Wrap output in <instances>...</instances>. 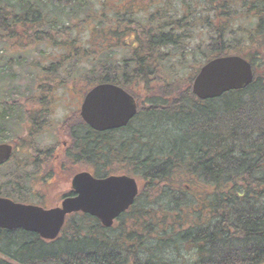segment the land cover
<instances>
[{
    "label": "trees",
    "instance_id": "obj_1",
    "mask_svg": "<svg viewBox=\"0 0 264 264\" xmlns=\"http://www.w3.org/2000/svg\"><path fill=\"white\" fill-rule=\"evenodd\" d=\"M229 56L254 82L198 99ZM106 83L137 101L127 127L50 123L58 91ZM62 125L74 164L139 181L134 206L111 228L70 216L53 242L0 229V264H264V0H0V144Z\"/></svg>",
    "mask_w": 264,
    "mask_h": 264
},
{
    "label": "water",
    "instance_id": "obj_2",
    "mask_svg": "<svg viewBox=\"0 0 264 264\" xmlns=\"http://www.w3.org/2000/svg\"><path fill=\"white\" fill-rule=\"evenodd\" d=\"M251 64L239 56L221 57L203 66L193 82L192 92L201 100L221 98L224 93L243 90L254 81ZM81 118L95 132L127 127L138 114L135 98L122 87L99 84L84 97ZM13 154L10 145H0V165ZM75 197L66 198L62 207L45 210L16 204L0 198V229L25 230L43 240L54 241L61 233L67 215L81 212L96 217L111 228L114 221L134 206L140 190L138 181L126 175L95 178L90 172L72 179Z\"/></svg>",
    "mask_w": 264,
    "mask_h": 264
},
{
    "label": "rangeland",
    "instance_id": "obj_3",
    "mask_svg": "<svg viewBox=\"0 0 264 264\" xmlns=\"http://www.w3.org/2000/svg\"><path fill=\"white\" fill-rule=\"evenodd\" d=\"M13 68L15 73H18L20 70L17 65H14ZM24 83V80L21 81L22 85ZM75 89L76 90L72 93L70 98L66 96L62 90L58 91V97L55 99L56 107L50 121L51 124L54 125L57 122H62L63 119L68 120L73 118L75 114H80L79 111L84 95L82 96L77 86ZM63 127L64 125L50 126L39 135H33L34 138L28 135L29 128L22 129L21 135L18 136L19 138L14 144H11L10 141H6V143L14 146L13 148L16 150V153L13 160L14 162L8 167L0 170V196L4 197L8 194L12 196L13 199L17 200L18 197L13 194L12 188H4V181L6 182L10 179L12 183L16 180L21 184L24 190L21 194L26 195L27 197L25 198L34 199L33 204L37 205V197L40 194L43 196V202L42 204L38 203V205L54 208L60 205L65 194L71 192L72 179L76 174L87 171L92 172L90 167H85L81 163L74 164L73 161L70 160L69 162L65 157L64 147H62V145L64 142H68L72 145V140L64 131ZM28 144L33 146L31 149L42 153L39 159V166L37 165L38 169L34 168L36 164L35 160L31 157L30 149L25 147ZM46 151L55 152L51 153V155H47L44 153ZM14 168H17V170ZM10 174H15L16 176L13 177L12 175L10 177ZM6 176H9L7 180Z\"/></svg>",
    "mask_w": 264,
    "mask_h": 264
},
{
    "label": "flooded vegetation",
    "instance_id": "obj_4",
    "mask_svg": "<svg viewBox=\"0 0 264 264\" xmlns=\"http://www.w3.org/2000/svg\"><path fill=\"white\" fill-rule=\"evenodd\" d=\"M47 129V128H46ZM42 132H44V130L42 131ZM6 143V142H5ZM4 143V144H5ZM62 147H64V155H65V157L68 159V161L70 162V160H69V158H68V156H67V153H68V150H70V148H71V145H70V143H68V142H64L63 143V145H62ZM33 151V152H32ZM56 151V150H55ZM55 151H46V152H44L45 154H47V155H51V153H53V152H55ZM30 152H31V157H32V159L33 160H35V167L34 168H37L38 169V166H39V162H40V156H42L41 154L42 153H39L38 151L37 152H35L34 151V149H32V150H30ZM47 152H49V153H47ZM37 153V154H36ZM43 153V154H44ZM14 158V157H13ZM13 158L12 159H10L9 161H7L5 164H3V165H0V170L1 169H4V168H6V167H8L9 165H11L14 161H13ZM54 158V157H53ZM73 164V163H72ZM38 165V166H37ZM73 182V181H72ZM73 192V187H72V189H71V192H69V194H65V197H63V199H62V201H61V203H60V205H58V206H56V207H54V208H60V207H62V203H63V201L66 199V198H68V197H75L76 195L74 194V193H72ZM2 197V196H1ZM5 197V196H4ZM25 197H27L26 195H24V198H23V200L21 201V203H23L24 205H28V206H36V207H39V208H44V209H47V210H54V208H47V206H45V205H40V204H42V202H43V196H41L40 194L38 195V197H37V200H38V202L36 203L37 205H35V204H33L34 203V199H30V198H25ZM5 198H7V197H5ZM9 198V197H8ZM10 199H12V198H10ZM12 200H14V199H12ZM14 201H16L17 202V200H14ZM20 202V201H19ZM18 202V203H19ZM38 203H40L39 205H38ZM41 239V238H40ZM41 240H43V239H41ZM44 241V240H43ZM47 241V240H46ZM0 256H4V255H1L0 254Z\"/></svg>",
    "mask_w": 264,
    "mask_h": 264
}]
</instances>
